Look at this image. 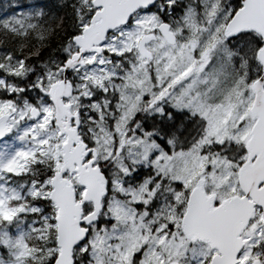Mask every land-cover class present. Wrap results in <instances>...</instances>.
Wrapping results in <instances>:
<instances>
[{
	"label": "snow or ice",
	"instance_id": "6c2138e0",
	"mask_svg": "<svg viewBox=\"0 0 264 264\" xmlns=\"http://www.w3.org/2000/svg\"><path fill=\"white\" fill-rule=\"evenodd\" d=\"M0 264H264V0H0Z\"/></svg>",
	"mask_w": 264,
	"mask_h": 264
}]
</instances>
